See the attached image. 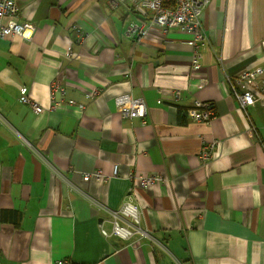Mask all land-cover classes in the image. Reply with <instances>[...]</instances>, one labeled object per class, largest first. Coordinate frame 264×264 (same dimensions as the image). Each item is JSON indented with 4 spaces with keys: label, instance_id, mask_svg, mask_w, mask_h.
Here are the masks:
<instances>
[{
    "label": "crops",
    "instance_id": "0c3cea01",
    "mask_svg": "<svg viewBox=\"0 0 264 264\" xmlns=\"http://www.w3.org/2000/svg\"><path fill=\"white\" fill-rule=\"evenodd\" d=\"M17 1L36 31L0 38V264H264V106L233 88L264 68V0H211L198 69L179 27L131 35L129 1ZM125 93L147 115L123 117ZM198 101L209 120L189 116ZM126 201L146 235L105 236Z\"/></svg>",
    "mask_w": 264,
    "mask_h": 264
},
{
    "label": "built area",
    "instance_id": "2783aa9c",
    "mask_svg": "<svg viewBox=\"0 0 264 264\" xmlns=\"http://www.w3.org/2000/svg\"><path fill=\"white\" fill-rule=\"evenodd\" d=\"M118 2L132 3L133 8L141 13L145 19L132 21L128 32L138 41L155 37L160 40L167 38L170 28L179 27L191 35L187 43L193 51V68L201 67L203 46L207 41V34L203 27L202 16L211 0H114ZM20 6L17 0H0V38L11 34H17L24 39H31L36 31L35 25L28 21L19 20ZM236 83L241 86L238 90L233 86L235 95L243 110L248 106L259 103L264 106V68L256 66L245 69L238 77ZM20 100L29 104L36 112L40 113L43 106L38 104L29 94L28 87H23ZM123 117H144L147 115L148 106L143 97H133L129 93L118 95L115 99ZM74 103V101H70ZM81 108L84 105L78 104ZM189 116L194 120H209L212 111L208 104L198 101L196 107L187 110ZM213 143L203 145L199 153L201 161L212 159ZM118 166H114V174H117ZM142 186H147L157 180H164L160 175H137ZM85 180H103L107 175L101 170L83 174ZM113 224L110 229L102 226L101 231L105 236H119L129 239L134 234L146 235L140 226V212L138 205L132 201H126L120 208L112 211ZM122 220L123 222H120ZM63 264V261H59Z\"/></svg>",
    "mask_w": 264,
    "mask_h": 264
},
{
    "label": "trees",
    "instance_id": "16d2710c",
    "mask_svg": "<svg viewBox=\"0 0 264 264\" xmlns=\"http://www.w3.org/2000/svg\"><path fill=\"white\" fill-rule=\"evenodd\" d=\"M134 9V8H133ZM135 12H137L135 9H134ZM139 13V12H138ZM145 18H143L142 20H144Z\"/></svg>",
    "mask_w": 264,
    "mask_h": 264
}]
</instances>
